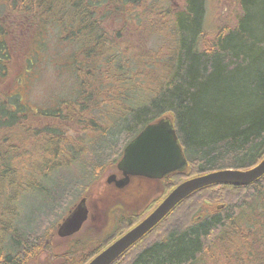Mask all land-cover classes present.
<instances>
[{
  "label": "trees",
  "instance_id": "16d2710c",
  "mask_svg": "<svg viewBox=\"0 0 264 264\" xmlns=\"http://www.w3.org/2000/svg\"><path fill=\"white\" fill-rule=\"evenodd\" d=\"M170 2L0 0V76L10 66L14 26L28 68L40 50L44 57L50 37L71 44L70 53L49 61L60 58L59 68L78 83L74 98L37 111L0 91V264H25L46 250L36 219L82 196L109 167L105 151L117 127L132 138L147 123L172 118L188 163L164 179L168 188L205 172L248 168L264 155V0H237L236 24L205 46L204 0H184L175 10ZM106 17L122 28L104 26ZM167 24L166 48H148L147 38ZM99 58L111 67L103 72ZM79 127L99 133L87 138ZM22 185L27 193L17 192ZM199 198L222 206L194 218ZM63 254L72 260V251ZM111 264H264V174L248 185L194 191Z\"/></svg>",
  "mask_w": 264,
  "mask_h": 264
},
{
  "label": "rangeland",
  "instance_id": "374dc122",
  "mask_svg": "<svg viewBox=\"0 0 264 264\" xmlns=\"http://www.w3.org/2000/svg\"><path fill=\"white\" fill-rule=\"evenodd\" d=\"M171 1L174 6V10L180 8L184 4V0ZM240 13L241 11L237 0H204V16L202 20L203 36L202 41L199 42V45L205 46L208 42L213 40L219 32L232 28L236 24L237 18ZM112 19L113 20H110L106 17V19L102 20V24L109 28H118L121 25V21L116 20L114 17ZM11 23L12 22L9 21V24ZM120 27L122 28V26ZM158 28L159 35L151 33L150 37L147 38L146 46L148 48L153 47L159 49L161 46L166 48L165 46H163V40L161 38L163 35L169 33V24L160 25V27ZM15 30L16 28L14 26H10V33L13 36L9 40L10 66L6 71V74L0 76V91L9 94H15L18 98V102L27 107L26 109H28V111H37L39 108H45L46 106L55 105L57 102L65 98H74V96L77 94L76 90H78V83L76 81L75 75L71 72H67V70L65 69L63 70L59 68L60 63H62L60 58L59 65H56L55 63L49 61L59 54L60 56H62L67 52L70 53L73 49L72 45L61 42L57 43L54 37H50L47 42V47L44 48V57L42 50H40L39 54L37 53V57L39 59L38 63L34 64L31 68H28V65L26 63V48L24 47V45L20 44L21 42L14 41V38L16 39L14 34H21V32L15 33ZM119 43L124 44L125 41L123 39H120ZM126 51L127 48L124 52L126 53ZM48 57L49 59H47ZM66 60H68V58ZM99 61L101 62V64H104V66L100 67L103 72L105 71L104 67L106 65L108 69L111 67L107 62L102 61L101 58H99ZM131 96H133L132 98L136 100V93H132ZM29 124L30 123H28V125ZM102 125L103 123H101L100 126ZM36 128L37 124L34 126V129ZM79 129V134L83 135L81 133H84L83 136L87 138L89 136L98 135L99 133V130L90 133L92 132L91 130H83L80 127ZM113 132H115V134H111L113 140L109 142L110 146L105 151L106 155L104 157V161L106 162L111 160L115 161L116 159H118L122 152V148L131 139V137L129 138V133H127V131L125 132V130H122L121 128L117 127ZM23 140L27 141V134H23ZM27 142L29 143V141ZM25 153L26 151H16V154H22L23 157H25ZM34 154L35 152L31 153L32 156H34ZM29 168L30 167H28V169ZM105 170L101 172L99 178H96L89 183V186L84 195H88L89 193H92L94 191L97 192V189H99V191H102L104 189L105 185H103V182L101 184L97 181L103 180L102 178L104 176V172H106L108 169L106 171ZM164 183L166 184L165 186ZM167 186L168 182L164 181L160 186L161 188L158 189L157 193H159L160 199L172 188L171 185L169 186V188ZM12 192L13 190L11 191V193ZM17 192L27 193V190L24 189V185H22L20 186V189L17 190ZM199 200L202 203L194 205L193 214L196 211V215H194V218L201 215L203 216L205 213L212 214V212L215 211L217 207L220 208L222 206V202L220 203V201H212L211 199L203 198H199ZM75 203H77L76 200H73L70 204L69 201H65V203H63L55 211V213H53V215L45 217L44 219H42V216L36 219L39 220L38 226L40 229H36L38 235H40L41 232H45L43 237L41 235L42 243L44 242V239L46 237L52 235L54 236L51 237L50 241H47V250L37 252V254L33 258L29 259L25 264H84L86 259L88 260L90 255L95 252L96 249L104 246L106 243H109L112 239L117 237L122 232H125V230H127L133 223H135V221H138L140 218L146 215L147 212H149V210H151V208L157 204V202L153 203L151 205V208H149L147 212H145L141 216H135L130 213H122L118 221L109 220L105 223L107 225L104 224L102 227H98L96 229L90 227L91 230L95 233L93 232L94 234L91 235L90 232V236L88 237V239H86L88 233V230L86 229L85 231H81L79 234H77L75 237H72L68 241L65 240L66 242H60L56 237V227L58 223H60L66 217L68 210ZM185 208L186 207L181 206L177 211L186 215ZM111 233V238H106ZM72 242H74L75 244L74 249L72 250V260L70 261V256L68 255L66 257L63 252L64 250H69L66 248ZM206 260L208 259L204 257L203 261L207 262Z\"/></svg>",
  "mask_w": 264,
  "mask_h": 264
},
{
  "label": "water",
  "instance_id": "95a60500",
  "mask_svg": "<svg viewBox=\"0 0 264 264\" xmlns=\"http://www.w3.org/2000/svg\"><path fill=\"white\" fill-rule=\"evenodd\" d=\"M116 167L124 175V178L117 182L118 185L127 183L129 176L160 179L184 172L187 159L172 118L165 115L147 123L124 146ZM263 174L264 155L248 168H224L186 178L174 186L144 218L101 249L86 264H111L194 191L212 184L248 185ZM86 215L85 199L81 198L57 225V235L64 237L78 231Z\"/></svg>",
  "mask_w": 264,
  "mask_h": 264
},
{
  "label": "flooded vegetation",
  "instance_id": "af4514ba",
  "mask_svg": "<svg viewBox=\"0 0 264 264\" xmlns=\"http://www.w3.org/2000/svg\"><path fill=\"white\" fill-rule=\"evenodd\" d=\"M119 158L109 165V167L107 168L108 170L106 169L107 171L105 170L106 172H104V176L102 178L103 180L97 181L101 184L103 182V185H105L102 191H99V189H97V192L94 191L92 193H89L88 195H84L86 193L85 192L82 196L76 199L77 202L81 198L85 199V205L87 208L86 219L83 221L78 231L74 232L73 234L64 237L56 234V237L59 239L60 242H63L65 240L68 241L69 239L75 237L81 231H85L86 229L88 230L86 239H88V237L90 236V232L91 235L95 233L91 230L90 227L96 229L98 227H102L109 220L118 221L122 213H130L135 216H141L145 212H147L149 208H151V205L153 203H158L160 199L159 193H157L158 189L161 188L160 186L162 182H164V179H168L170 176L163 177L161 179L149 178L145 176H129L127 183H125L124 185H118L117 182L124 178L122 171L117 169L116 167V163ZM165 185L166 184L164 183V186ZM74 205L68 210L67 214L74 207ZM218 208L219 207H217V209ZM149 212H147V214ZM142 218H140L138 221H140ZM138 221H136L135 223H137ZM111 235L112 233L109 234L106 238H111ZM53 236L54 235L48 236L44 240L45 243L47 244V241H50L51 237ZM112 240L110 242H112ZM109 243H106L104 246L96 249L97 251L95 250L96 252H93L90 257L94 256ZM74 244V242L70 243L66 249L70 250L73 247L70 250L72 251L74 249ZM44 249L47 250L46 247H44ZM87 261L88 260H86L85 263Z\"/></svg>",
  "mask_w": 264,
  "mask_h": 264
}]
</instances>
